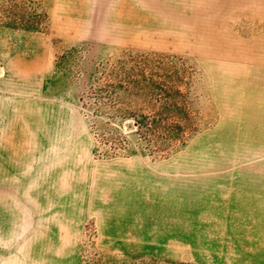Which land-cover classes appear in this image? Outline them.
Wrapping results in <instances>:
<instances>
[{
    "label": "rangeland",
    "instance_id": "374dc122",
    "mask_svg": "<svg viewBox=\"0 0 264 264\" xmlns=\"http://www.w3.org/2000/svg\"><path fill=\"white\" fill-rule=\"evenodd\" d=\"M0 264H264V0H0Z\"/></svg>",
    "mask_w": 264,
    "mask_h": 264
},
{
    "label": "crops",
    "instance_id": "0c3cea01",
    "mask_svg": "<svg viewBox=\"0 0 264 264\" xmlns=\"http://www.w3.org/2000/svg\"><path fill=\"white\" fill-rule=\"evenodd\" d=\"M28 95V94H27ZM26 96V95H25Z\"/></svg>",
    "mask_w": 264,
    "mask_h": 264
}]
</instances>
